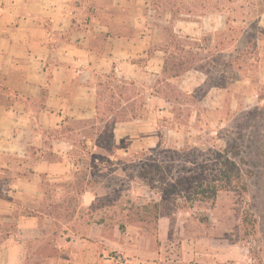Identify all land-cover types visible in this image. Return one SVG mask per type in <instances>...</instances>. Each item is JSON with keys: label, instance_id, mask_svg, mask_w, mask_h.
<instances>
[{"label": "crops", "instance_id": "1", "mask_svg": "<svg viewBox=\"0 0 264 264\" xmlns=\"http://www.w3.org/2000/svg\"><path fill=\"white\" fill-rule=\"evenodd\" d=\"M197 3L0 0V264H118L115 251L121 264H248L247 248L215 246L181 217L159 213L154 240L129 225L89 135L105 124L102 88L135 80L141 60L153 67V34L173 14L185 33L224 26L228 10ZM130 125L113 120L115 144Z\"/></svg>", "mask_w": 264, "mask_h": 264}, {"label": "rangeland", "instance_id": "2", "mask_svg": "<svg viewBox=\"0 0 264 264\" xmlns=\"http://www.w3.org/2000/svg\"><path fill=\"white\" fill-rule=\"evenodd\" d=\"M197 1L199 8L228 10L217 20L224 26L185 33L173 29V14L153 34L154 51H161L153 67L146 70L141 60L135 80L102 88L105 124L89 135L106 153L104 167L112 169L104 182L121 200L116 211L134 218L129 225L146 228L154 240L157 204L159 213L186 220L196 236L227 250L244 246L248 264H264V0ZM164 58L168 68L179 61L186 71L163 73ZM118 119L130 121L122 131L130 136L115 144L110 125ZM225 172L231 185L214 201L197 193Z\"/></svg>", "mask_w": 264, "mask_h": 264}, {"label": "trees", "instance_id": "3", "mask_svg": "<svg viewBox=\"0 0 264 264\" xmlns=\"http://www.w3.org/2000/svg\"><path fill=\"white\" fill-rule=\"evenodd\" d=\"M168 59L165 58L164 60V64H163V73H166L168 71L172 72V77H179L181 72H184L186 70H184L183 65L181 62H173V64H171V66L168 68ZM231 185V180H230V175L225 172L223 174H221V176L219 177L218 180H216V182L214 184H212L209 187H205L203 189H201L199 192L202 195H205L207 197V199H210L212 201H214L217 197V195L219 194V192L223 191V190H227L229 189ZM243 191H247L245 186H243ZM153 210H154V218H155V222L156 219L159 215V210H158V205L154 204L153 206ZM149 210V209H147ZM249 225H251V223H249Z\"/></svg>", "mask_w": 264, "mask_h": 264}, {"label": "built area", "instance_id": "4", "mask_svg": "<svg viewBox=\"0 0 264 264\" xmlns=\"http://www.w3.org/2000/svg\"><path fill=\"white\" fill-rule=\"evenodd\" d=\"M113 258L116 260V262H117L118 264L123 263V258H122V256H121L120 254H115V255L113 256Z\"/></svg>", "mask_w": 264, "mask_h": 264}]
</instances>
